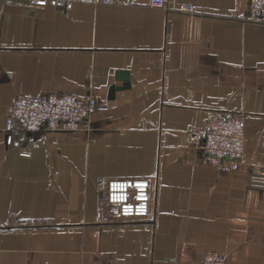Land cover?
<instances>
[{"label":"crops","instance_id":"1","mask_svg":"<svg viewBox=\"0 0 264 264\" xmlns=\"http://www.w3.org/2000/svg\"><path fill=\"white\" fill-rule=\"evenodd\" d=\"M248 3H0V264H264V188L248 180L264 166V24L243 19ZM48 92L108 107L88 131L7 143L12 97ZM215 109L242 113L232 171L188 139ZM101 176L149 177V216L98 221Z\"/></svg>","mask_w":264,"mask_h":264},{"label":"built area","instance_id":"2","mask_svg":"<svg viewBox=\"0 0 264 264\" xmlns=\"http://www.w3.org/2000/svg\"><path fill=\"white\" fill-rule=\"evenodd\" d=\"M5 0H0V3ZM37 6H68L81 0H26ZM98 2L100 0H87ZM110 2L113 0H101ZM151 5H161L162 0H150ZM183 10L192 12L185 4ZM243 19L264 24V0H249ZM106 101L92 95L80 97L75 93L48 92L38 95H14L7 107L4 126L7 143L15 133L47 131H88L90 117L96 111L107 109ZM188 139L201 149L204 158L221 170L232 171L245 162L244 121L237 110H212L201 128L187 132ZM26 154V152H23ZM249 184L264 188V166L249 173ZM96 205L97 220L111 223L125 219H144L150 214L151 180L149 177H99ZM182 264V263H170ZM200 264H223L219 251H206Z\"/></svg>","mask_w":264,"mask_h":264},{"label":"water","instance_id":"3","mask_svg":"<svg viewBox=\"0 0 264 264\" xmlns=\"http://www.w3.org/2000/svg\"><path fill=\"white\" fill-rule=\"evenodd\" d=\"M120 77L123 79V80H127V74L126 73H121V75H120ZM120 87H111L110 88V90H109V97H112L113 96V94H114V92H115V90L116 89H119Z\"/></svg>","mask_w":264,"mask_h":264},{"label":"rangeland","instance_id":"4","mask_svg":"<svg viewBox=\"0 0 264 264\" xmlns=\"http://www.w3.org/2000/svg\"><path fill=\"white\" fill-rule=\"evenodd\" d=\"M99 198H100V195H99V193H97V201H98Z\"/></svg>","mask_w":264,"mask_h":264}]
</instances>
